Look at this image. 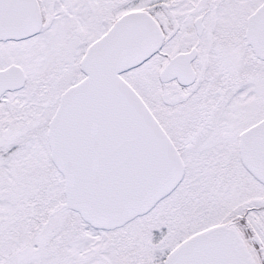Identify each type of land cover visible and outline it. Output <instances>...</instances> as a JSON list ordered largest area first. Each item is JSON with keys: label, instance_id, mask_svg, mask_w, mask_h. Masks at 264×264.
Segmentation results:
<instances>
[{"label": "snow or ice", "instance_id": "snow-or-ice-1", "mask_svg": "<svg viewBox=\"0 0 264 264\" xmlns=\"http://www.w3.org/2000/svg\"><path fill=\"white\" fill-rule=\"evenodd\" d=\"M0 264H264V0H0Z\"/></svg>", "mask_w": 264, "mask_h": 264}]
</instances>
